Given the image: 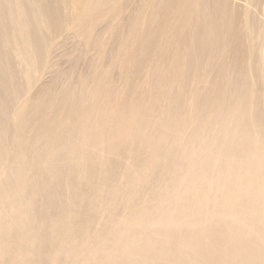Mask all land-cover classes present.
I'll use <instances>...</instances> for the list:
<instances>
[{"label": "bare ground", "instance_id": "obj_1", "mask_svg": "<svg viewBox=\"0 0 264 264\" xmlns=\"http://www.w3.org/2000/svg\"><path fill=\"white\" fill-rule=\"evenodd\" d=\"M35 1L0 0L21 47L1 29L21 76H4L1 61L0 264H264L259 0H245L233 41L228 0L214 12L200 0H139L110 63L55 95L36 87L55 40L68 30L65 42L95 46L101 62L127 24L123 3L69 0L63 22L57 0ZM188 27L190 44L170 50Z\"/></svg>", "mask_w": 264, "mask_h": 264}, {"label": "rangeland", "instance_id": "obj_2", "mask_svg": "<svg viewBox=\"0 0 264 264\" xmlns=\"http://www.w3.org/2000/svg\"><path fill=\"white\" fill-rule=\"evenodd\" d=\"M45 1V0H44ZM44 1L42 2V0L40 1V0H37V1H35V2H37V6H39L41 3H42V5H40L39 6V8L40 7H42L43 9H44V7L43 6H45L44 4H46V2H51V1H53V0H46V2L44 3ZM56 1V0H55ZM57 1H60V2H57ZM56 1V3H57V5L58 6H56L57 8H58V10H59V12H58V16H59V14L61 15V14H63V12H64V15L63 16H61V19H62V17H65V19L64 20H62L63 22H65V20L67 19V18H69V9L67 8L66 9V3H64V2H67V4L69 5V0L68 1H63V0H57ZM119 2H121V3H123V7H122V10H121V13H120V15H119V20L120 21H124V22H126L127 24L126 25H122V26H120L119 27V30H114L113 31V33H112V36L110 37V40H109V43H107L106 44V50H105V56H104V59L100 62L99 60H98V58H97V53H99V52H95L94 51V49H95V46H94V49H93V46H90L89 48H87V47H85V48H83V47H80V46H82V45H78V43H77V45H76V43L74 44V42L72 43V42H70V41H67V42H65L64 40H63V38H65V37H67L68 36V34H66V33H69L68 32V30L66 31V32H64L63 34H62V36L61 37H59V39L57 38L55 41H56V44H55V42H54V44H55V46H58L59 44H60V42L62 43V45L61 46H63V47H61L60 46V52H64V53H67V54H64L63 53V55H65L64 57H63V55H60L59 53H57L58 51V49L57 50H55V52H53L52 51V54L54 55V56H52L51 57V59H54L53 61L54 62H52L51 64H53L54 66H51V69L50 70H47L46 72H45V74H44V76H42L41 77V81L39 82V84L36 86V87H38V86H41V85H45V88H48V89H50V87H51V89H50V91H51V93H52V95H55V94H59L60 93V90L62 89L61 87V85H63V87L64 86H66L67 84L69 85V86H73V85H76V83L75 82H81V77H82V82H86V83H90V81H92V78H93V73H95V70H96V68H97V71H100V70H102L103 69V67H101L102 66V64H103V66L106 64V65H108L109 63H110V58H111V54H113V53H115L116 52V50H117V46L119 45V42H118V38H119V36H120V34L122 33V36H124V35H126V33H127V29L129 28V23L131 24V22L132 21H134V20H136V18H137V16H136V14L138 13V5H139V0H118ZM201 2H203V4H205V6L207 5V11L209 12H214V9L218 6V5H220L221 4V1L222 0H200ZM39 2V3H38ZM41 2V3H40ZM54 2V1H53ZM62 2V3H61ZM55 3V2H54ZM54 3L52 4V3H49V4H51V5H49L48 4V7L46 6L45 8L47 9H49V8H53L54 9ZM56 5V4H55ZM59 5H61V6H59ZM244 5H245V0H228L227 1V4L225 5V6H227V10H228V16H227V19L228 20H231V22H232V24L227 28V31H228V38L230 37V39L232 38V41H233V36H232V34L234 33V31H238V34H239V36H240V38H242L243 37V35H242V31L240 30L241 29V22H242V16H243V14H242V7H244ZM52 6V7H51ZM55 7V8H56ZM60 7H62V8H64L63 9V11H60V10H62V8H60ZM67 7H69V6H67ZM56 8V9H57ZM65 10V11H64ZM66 10H68V13H67V11ZM2 11V10H1ZM4 11V10H3ZM256 11H257V13H256V15H263L264 16V0H259L258 1V3H257V6H256ZM62 12V13H61ZM5 13V14H4ZM1 12L0 14H4V16L2 17L1 15V17H0V19L2 18L3 20V22L5 23H3L2 22V27L0 26V40H1V38H2V35H3V32H2V30L3 31H5V32H9L8 34L11 36H9L8 35V37H9V39L11 38V41H12V39H14V38H16V34H14L13 35V33L11 34V32H12V27H11V23H8L9 22V20L7 21V19H5V16H6V11L5 12ZM67 13V14H66ZM212 15L214 16V14L212 13ZM229 17V18H228ZM6 18H8V17H6ZM60 18V17H59ZM60 19V20H61ZM241 20V21H240ZM129 22V23H128ZM0 23H1V21H0ZM6 23H8V27H7V24ZM10 24V25H9ZM101 25V26H100ZM100 25H98V27L96 28V31L97 32H102L103 30H105L106 28H105V26L106 25H104V23L103 24H100ZM5 27V28H4ZM2 29V30H1ZM8 29H10V31H8ZM121 29V30H120ZM241 32H240V31ZM47 30H45L44 29V32H46ZM122 31V32H121ZM230 31V32H229ZM2 32V33H1ZM241 33V34H240ZM67 35V36H66ZM230 35V36H229ZM121 36V37H122ZM232 36V37H231ZM118 37V38H117ZM176 37V38H175ZM173 39H171L172 41V49H170V50H172L173 51V49H175L178 45H181V46H188V44H190V40H191V30H190V27H188V29L186 30V32H182L179 36H175ZM66 39V38H65ZM121 39V38H120ZM241 40V39H240ZM120 41V40H119ZM76 42V41H75ZM1 43V42H0ZM63 43H66V44H63ZM3 45V44H2ZM2 45L0 44V48H1V50L0 51H2V48L4 49V47H2ZM9 45L11 46V47H15L16 49H20L21 50V47H20V43L18 42V41H16V43H13V41L11 42V43H9ZM74 45H76V46H78L77 48H75L76 46H74ZM80 48V49H79ZM81 48H83V49H81ZM96 48H98V47H96ZM56 49V48H55ZM77 49V50H76ZM100 49V48H99ZM97 51H99V50H97ZM3 52H5L4 50L0 53V57H1V59H0V63H2L1 61L3 60V64H6L7 63V61H8V63L10 64L9 65V68H11V69H9L8 68V70H6L5 71V73H6V75H5V73H4V76H9L10 75V72H12L13 73V75L15 74V79L17 80V78L18 77H20L21 75H20V72H18L19 71V68H18V66H19V63H16V62H18V60L16 59V58H14V55L12 54V52L9 50L8 52H5L4 54H2ZM7 53H8V58H5L4 59V57H7ZM172 53V52H171ZM58 57V58H56V56ZM231 55V54H230ZM4 56V57H3ZM10 56V57H9ZM168 56H169V54H168ZM167 55H165V57L163 56L162 58H161V61L163 62H161L162 63V65H166L168 62H169V60H168V57ZM11 57H13V60H12V58ZM9 59H11V60H9ZM50 59V60H51ZM5 60V61H4ZM15 60V61H14ZM98 60V61H97ZM10 61V62H9ZM13 62V66L14 67H16V69L12 66V62ZM229 61V60H228ZM4 62H6V63H4ZM16 64H15V63ZM166 62V63H165ZM2 64V65H3ZM16 66H15V65ZM101 66H100V65ZM7 65V64H6ZM5 65V66H6ZM13 68H12V67ZM11 70V71H10ZM14 70H16V71H14ZM18 70V71H17ZM59 71V72H58ZM16 72V73H15ZM8 73H9V75H8ZM59 73V74H58ZM18 75V76H17ZM60 77V75H61V77L63 76V78H61V81H60V78H58V76ZM112 76H113V78L114 79H116V80H119V74H118V71L117 70H115L113 73H112ZM17 77V78H16ZM80 77V78H79ZM8 78V77H7ZM54 78V79H53ZM57 79H59V80H57ZM80 79V80H79ZM91 79V80H90ZM56 80V81H55ZM63 80V81H62ZM85 80V81H84ZM60 81V82H59ZM67 81H69V82H67ZM89 81V82H88ZM62 82L64 83V84H62ZM71 82H72V85H71ZM67 83V84H66ZM70 83V84H69ZM262 82H260L259 84H258V89L261 91V90H263V88H264V86H263V84H261ZM36 89V88H35ZM155 162V157H153V156H150V155H146L145 157H144V161H143V164H144V168H148V167H150L151 165H153V163ZM160 178L156 181V183H157V185H158V187H162V186H164L165 184H166V182H165V180H163L164 179V177H162V176H159Z\"/></svg>", "mask_w": 264, "mask_h": 264}]
</instances>
